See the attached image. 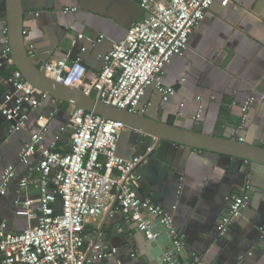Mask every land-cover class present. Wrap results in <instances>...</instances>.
<instances>
[{"label": "crops", "instance_id": "obj_1", "mask_svg": "<svg viewBox=\"0 0 264 264\" xmlns=\"http://www.w3.org/2000/svg\"><path fill=\"white\" fill-rule=\"evenodd\" d=\"M224 1L214 0L205 19L191 31L185 53L173 56L165 66L164 82L174 86L176 93L164 101L150 85L139 106L147 109L140 113L183 129L264 148V103L259 99L240 128L242 105L251 95L264 94V0ZM22 7L25 42L34 63L44 69L52 59L71 61L81 56L87 67L84 83L90 88L84 92L93 96L104 55L144 15L140 0H22ZM6 12L7 0H0V103L12 89L5 82L7 77L17 70ZM79 34L84 37L78 38ZM200 103L202 116L196 120L193 115ZM73 108L49 96L30 112L27 129L14 132L0 111V185L5 169L15 167L7 192L0 194V221L7 223V232L18 233L37 223L17 213L25 201L34 212L39 206V189L33 183L20 184L40 158L39 154L27 162L19 158L21 148L36 131L33 120L39 114L54 113L45 140L50 144ZM68 135L60 138L64 151L69 150ZM118 153L125 158L142 156L137 167L138 195L173 215L177 230L184 235L181 260L201 256V264H264V165L166 140L158 143L132 128L122 131ZM234 194H244L249 204L229 232L219 236L217 222ZM56 207L61 209L60 199ZM148 218L150 228L159 232L156 241H149L136 222H127L112 202L104 215L89 220L87 236L90 240L101 237L117 247L109 264H118V260L121 264H161L162 251L172 246L171 237L157 217L148 214ZM1 258L0 254V262Z\"/></svg>", "mask_w": 264, "mask_h": 264}, {"label": "built area", "instance_id": "obj_2", "mask_svg": "<svg viewBox=\"0 0 264 264\" xmlns=\"http://www.w3.org/2000/svg\"><path fill=\"white\" fill-rule=\"evenodd\" d=\"M227 2L225 0L224 4ZM213 3L214 0H140L144 15L128 30L126 37L115 42L104 55L102 69L94 81V97L105 104L140 113L147 109L139 107L146 89L154 85L163 100H169L176 89L164 82V68L173 56L185 53L191 31L205 19ZM83 37V34L78 36ZM44 72L67 86L82 91L90 89L84 83L87 67L81 56L71 61L52 59L46 63ZM5 82L12 89L4 94L0 111L10 131L27 129L30 112L50 95L35 88L18 69ZM258 99L264 103V94L259 98L251 95L242 105L240 128L247 122L249 111ZM202 108L200 103L194 119L201 118ZM53 119V112L39 114L33 120L36 131L19 153L24 162L34 154L40 157L20 183L22 187L33 183L39 189L38 210L32 211L29 201H25L17 211L19 215L36 219L37 223L21 232L10 233L6 230L7 223L0 221V264H109L118 252L117 247L98 236L90 240L86 229L89 220L104 215L112 202L118 204L127 222L137 223L149 241H156L159 232L150 228L148 214L165 226L172 246L162 251L161 264H201V256L181 260L184 235L177 230L173 215L151 199L138 195L137 167L143 160L142 156L125 158L118 153V142L126 128L123 123L73 108L54 140L46 144ZM66 133L69 134L68 151L60 145V138ZM14 176L15 167L9 165L1 176L0 194L7 192ZM58 199L61 200L59 210ZM248 204L244 194L229 198V207L216 225L219 236L229 232L231 224ZM131 256L136 257V253Z\"/></svg>", "mask_w": 264, "mask_h": 264}, {"label": "water", "instance_id": "obj_3", "mask_svg": "<svg viewBox=\"0 0 264 264\" xmlns=\"http://www.w3.org/2000/svg\"><path fill=\"white\" fill-rule=\"evenodd\" d=\"M7 36L11 57L18 70L35 88L49 94L57 100L67 102L74 108H81L102 117L117 120L126 128L139 130L157 139V142L170 141L191 148L226 154L264 165V148L233 138L183 129L174 124L130 112L113 105L105 104L93 95L76 87L67 86L48 77L44 69L32 60L24 36V14L22 0H7Z\"/></svg>", "mask_w": 264, "mask_h": 264}]
</instances>
